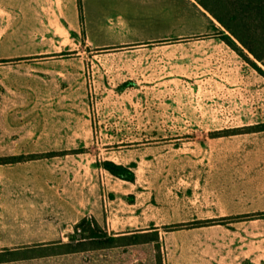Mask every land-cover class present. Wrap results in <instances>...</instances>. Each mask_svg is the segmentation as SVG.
I'll return each instance as SVG.
<instances>
[{
  "label": "rangeland",
  "instance_id": "obj_1",
  "mask_svg": "<svg viewBox=\"0 0 264 264\" xmlns=\"http://www.w3.org/2000/svg\"><path fill=\"white\" fill-rule=\"evenodd\" d=\"M85 5L92 19H131L118 0ZM172 7L166 33H28L7 39L0 34V80L36 69L84 73L91 91L93 155L135 164L134 181L106 175L108 187L118 191L111 204L118 211L109 207L101 227L109 235L137 239L159 232L158 241L85 250L76 264L163 262L160 232L170 229V205L185 203L199 180L212 179L211 171L219 172L222 193L249 191L252 202L264 203V131L248 129L264 123V82L225 74L212 56L219 52L214 45L223 42L240 54L222 38L227 34L263 70L264 65L197 0H172ZM67 233L81 237L75 228ZM49 249L68 252L62 245ZM48 259L54 264L50 260L58 257Z\"/></svg>",
  "mask_w": 264,
  "mask_h": 264
},
{
  "label": "crops",
  "instance_id": "obj_2",
  "mask_svg": "<svg viewBox=\"0 0 264 264\" xmlns=\"http://www.w3.org/2000/svg\"><path fill=\"white\" fill-rule=\"evenodd\" d=\"M80 1L82 11L79 0H0V34L5 39L28 33L154 34L168 32L164 28L172 23V0H118L129 21L92 19ZM214 46L219 52L212 56L225 74L264 82L238 52L223 42ZM0 86V157L60 153L0 164V254L13 257L0 264H49V257H58L50 260L54 264H63L65 257L67 264H76L86 251L49 247L67 243V232L83 218L102 225L118 199V191L108 187L109 171L92 152L86 76L36 69L7 74ZM210 174L211 180H199L193 194H186L185 203L170 205L173 218L167 224L182 226L160 232L163 264H264V203L252 202L249 191L222 193L215 179L219 172ZM132 206L136 220L138 209Z\"/></svg>",
  "mask_w": 264,
  "mask_h": 264
},
{
  "label": "trees",
  "instance_id": "obj_3",
  "mask_svg": "<svg viewBox=\"0 0 264 264\" xmlns=\"http://www.w3.org/2000/svg\"><path fill=\"white\" fill-rule=\"evenodd\" d=\"M198 3L208 11L231 35H233L255 59L264 65V0H197ZM80 11L81 1L79 0ZM222 38L231 44L240 54L254 65L262 74L264 70L248 54L234 45L227 34L222 33ZM1 91V86H0ZM252 131H264V123L248 127ZM232 132V133H229ZM241 131H227L226 134L240 133ZM60 154L55 152L43 154H30L0 157V164L22 162L26 160L51 157ZM101 166L112 175L127 181H134L135 172L132 169L135 164L123 165L115 163L112 160H104ZM229 218L218 219L219 222H226ZM217 221V220H216ZM205 222H194L193 224H203ZM182 224L170 225L167 228H179ZM75 233L81 237L70 236V241L62 244L67 247L68 252L85 251L97 248H106L116 245L143 243L159 240V232L155 229L152 233L145 232L137 239L135 235H109L101 227L95 218H83L76 226ZM125 240L124 242H121ZM73 241L76 242L73 245ZM11 256L1 255L0 262L10 260ZM158 264H163L162 260Z\"/></svg>",
  "mask_w": 264,
  "mask_h": 264
}]
</instances>
